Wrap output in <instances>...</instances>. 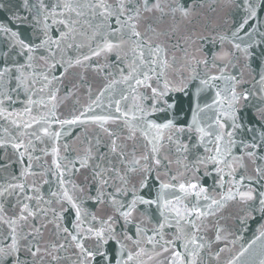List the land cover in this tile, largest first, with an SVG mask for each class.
I'll list each match as a JSON object with an SVG mask.
<instances>
[{"label":"snow or ice","instance_id":"obj_1","mask_svg":"<svg viewBox=\"0 0 264 264\" xmlns=\"http://www.w3.org/2000/svg\"><path fill=\"white\" fill-rule=\"evenodd\" d=\"M0 152V264H264V0H4Z\"/></svg>","mask_w":264,"mask_h":264},{"label":"water","instance_id":"obj_2","mask_svg":"<svg viewBox=\"0 0 264 264\" xmlns=\"http://www.w3.org/2000/svg\"><path fill=\"white\" fill-rule=\"evenodd\" d=\"M4 2V0H0V3ZM15 2V0H13ZM9 153H11V150L9 149ZM0 155H2V152H0Z\"/></svg>","mask_w":264,"mask_h":264}]
</instances>
